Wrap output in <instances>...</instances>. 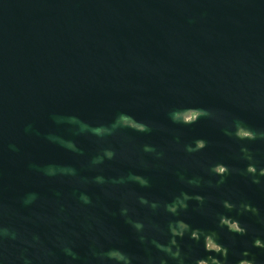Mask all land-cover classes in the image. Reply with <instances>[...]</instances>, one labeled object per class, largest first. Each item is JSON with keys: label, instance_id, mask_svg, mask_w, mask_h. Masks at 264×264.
Returning a JSON list of instances; mask_svg holds the SVG:
<instances>
[{"label": "water", "instance_id": "water-1", "mask_svg": "<svg viewBox=\"0 0 264 264\" xmlns=\"http://www.w3.org/2000/svg\"><path fill=\"white\" fill-rule=\"evenodd\" d=\"M234 103L264 108V0H0V264H264L154 191L183 115Z\"/></svg>", "mask_w": 264, "mask_h": 264}, {"label": "flooded vegetation", "instance_id": "flooded-vegetation-1", "mask_svg": "<svg viewBox=\"0 0 264 264\" xmlns=\"http://www.w3.org/2000/svg\"><path fill=\"white\" fill-rule=\"evenodd\" d=\"M170 135L157 149L163 157L153 184L166 195L171 224L202 227L205 249L214 252L210 235L223 239L221 227L264 230V108L234 103L229 119L189 110Z\"/></svg>", "mask_w": 264, "mask_h": 264}]
</instances>
